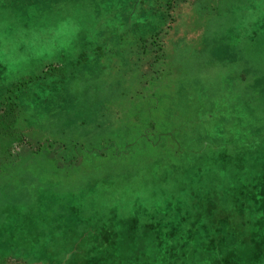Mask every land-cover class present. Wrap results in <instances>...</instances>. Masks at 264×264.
Segmentation results:
<instances>
[{
    "label": "rangeland",
    "instance_id": "1",
    "mask_svg": "<svg viewBox=\"0 0 264 264\" xmlns=\"http://www.w3.org/2000/svg\"><path fill=\"white\" fill-rule=\"evenodd\" d=\"M136 12L131 0H0V102L38 145L0 163V251L173 264V237L190 233L198 246L176 262L264 264V0H176L154 62L137 46L153 25ZM191 132L205 162H179ZM183 172L216 176L185 192Z\"/></svg>",
    "mask_w": 264,
    "mask_h": 264
},
{
    "label": "trees",
    "instance_id": "2",
    "mask_svg": "<svg viewBox=\"0 0 264 264\" xmlns=\"http://www.w3.org/2000/svg\"><path fill=\"white\" fill-rule=\"evenodd\" d=\"M175 2L176 0H131V4L136 5V11H137L136 16L138 18L137 24L139 26L146 25V24L153 25V31L149 34L138 35L139 37L137 41V46H139V49L141 51H144L145 49H147L149 51V54L153 55L150 61L154 62L158 55L163 54V41L161 38H159V36L162 35L161 32L164 29V27H161V24L164 25L165 27H168L170 26L172 21L175 19L174 13H173ZM147 38L151 39L150 47H147V42H146ZM6 99L7 100L3 99L2 102H0V163L14 159L13 157H15L18 150L23 146L26 148H32V149L37 148L38 146L37 144H32L30 140L22 136V132L17 126L18 116L16 115V112H14L15 106L13 102L9 101V96H6ZM190 130H192V127L189 128V131ZM191 133L188 134V136L184 140L179 142L180 144H184L185 146L184 153L179 149V162L180 163L188 162L190 164H197L199 162L198 158H202V161L205 162V160L209 158L210 155L207 154L206 148L200 147L199 138L193 135L194 133L192 134ZM215 155H217V158L224 160L223 163L226 160L230 159L229 165L235 164L233 165V168L238 170L237 172H241L240 170L245 169V168L247 169V167L243 165V160L238 159L240 158V156L232 157V158H235L236 160V161H233L231 157H229V155L228 156H221L220 154H215ZM219 172L220 171H218L217 174ZM233 174L235 173L233 172ZM180 176L182 177L181 179H183V181L186 184L184 188L186 192L187 189L192 190L191 183L193 181H197V182L199 181V183H205L208 181L213 182L215 180L213 177L216 176V173L208 172L207 176H203L202 172H199V174L197 172H193V173L183 172L180 174ZM223 176L225 177V173H223ZM227 177L230 179L232 178V175L226 176V178ZM210 190L212 193V188H210ZM197 192L198 191H195V192H192L191 194L198 195ZM191 194H188V195H191ZM206 195L208 196L209 194H206ZM209 196H220V194L219 192H217ZM190 205L194 206V204L192 203ZM171 206L173 205L171 204ZM171 206L168 205L167 208L169 209L171 208ZM205 210L213 211L214 209L212 207V203L206 204ZM189 216L191 217L192 215L189 214ZM226 219L227 218H223L222 220L226 221ZM211 220L213 221L214 219L211 218ZM189 234L190 233H188L185 236L176 235L175 237H173L174 239H177L179 241L178 249L176 248V246H173L170 250V253H171L170 262H174L173 264H179V263L181 264L182 262L186 261L184 260L186 259L185 256L188 255L191 257V254L189 252L194 251V249L197 248L198 246V244H196L197 239L194 241L193 240L194 237H191ZM170 239H171V236H169V240ZM238 248H239V251L241 250L240 253L247 252V249H248L247 241L241 240L238 244ZM179 249L184 250V252L187 253V255L185 254L182 257H180L182 262L180 261V259H179L180 262H176V259L179 258V254H178ZM69 252H71L70 258H72L75 264H80V263L94 264V262H92L90 259L87 258L88 255L92 253L95 255L94 258L96 257L99 258V256L101 255V253L98 254L97 249L93 250L92 252H86L85 250L79 254L81 258L78 261V259L75 256L77 255V252H72V251H69ZM110 253H111V256L109 260L107 261V263L109 264H115V261H118L120 259L125 262H127V260L130 259L131 260L130 264H132L131 262H133V256L131 252L111 250ZM64 255L65 253L62 254V258H64ZM13 256H14L13 252L7 253L6 251H0V264H26L24 259H21L19 257H13ZM236 259L237 260L231 264H235L236 262H239V264H243L242 261H244V258L242 256L239 255Z\"/></svg>",
    "mask_w": 264,
    "mask_h": 264
}]
</instances>
